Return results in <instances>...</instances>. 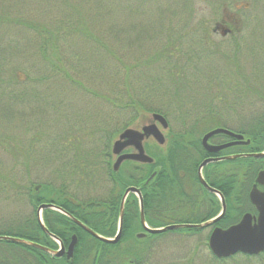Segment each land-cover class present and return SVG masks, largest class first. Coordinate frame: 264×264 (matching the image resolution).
I'll use <instances>...</instances> for the list:
<instances>
[{"label":"rangeland","instance_id":"rangeland-1","mask_svg":"<svg viewBox=\"0 0 264 264\" xmlns=\"http://www.w3.org/2000/svg\"><path fill=\"white\" fill-rule=\"evenodd\" d=\"M246 3L238 37L207 40L204 30L235 12L231 0H0V220L31 209L5 189L52 181L73 157L100 160L131 100L167 114L165 138L208 110L211 126L239 129L236 83L250 76L261 91L253 103L264 99V0ZM152 239L146 264L209 263L203 240Z\"/></svg>","mask_w":264,"mask_h":264},{"label":"flooded vegetation","instance_id":"flooded-vegetation-1","mask_svg":"<svg viewBox=\"0 0 264 264\" xmlns=\"http://www.w3.org/2000/svg\"><path fill=\"white\" fill-rule=\"evenodd\" d=\"M240 1L231 0L236 8L227 20L215 21L208 32L204 30L203 36L207 40L211 35L229 37L230 40L239 36L243 26L242 15L248 9V4L241 6ZM240 74L242 75L241 72ZM242 79L244 80L236 83L237 95L234 99L235 106L232 108L234 111L239 109L243 112L242 117L237 119L242 129H232L225 124L223 127L234 134L242 135L240 141H248L246 144L236 143L237 139L234 136L216 135L209 139V144L229 145L216 152L206 151L204 155L187 150L184 153L185 165L180 168L171 166L134 168L135 172L144 173L143 176H138L143 184L134 185L137 192L129 193L125 202L130 194L134 195L131 198L132 219L137 221L141 227V230L135 232L134 235L144 233L139 240L149 242L147 247L137 248L142 254L144 264L153 256V248L150 245L153 234L145 231L141 218L149 228H154L149 225L154 222L184 224L182 228L170 231H180L185 238L203 240L210 254L208 264H264V249L257 253L237 251L228 256L217 257L208 245L209 238L216 229H228L239 223L243 217H248L252 225L258 222L260 215L264 219V203L258 207L250 196L258 171L264 167L260 168L253 179L248 182L246 176L248 170L241 168L237 162L238 159L246 158L244 154L250 152L243 151V149L251 144L253 138H257L246 136V133H251L253 127L264 126V99L256 97L257 101L253 103V94H260L261 91L253 87L250 76H243ZM194 122L198 120L193 119L188 123ZM200 146L204 149L201 138ZM261 151H264V148ZM233 155L239 156L235 159H227ZM206 159L210 161L200 167ZM153 162L152 158L151 163ZM71 171L60 164L56 168L57 173L52 181L28 183L21 185L19 189L4 190L14 191L12 196H18V200L29 205L31 209L27 214L13 215L7 220H0V264H124L125 249L122 229L117 241L109 243L94 237L75 222L78 220L86 225L87 220L100 221L103 228L108 230V222L113 219L115 213L114 203L117 197L115 185L108 182L105 170L99 179L102 180L101 183L95 184L73 182L70 177ZM159 172H165V174H159ZM238 173L241 182H237ZM148 182V189L145 190L143 185ZM93 188L98 189L93 192ZM125 189L119 200L117 220ZM255 189L256 193L264 196V184L257 183ZM31 195H35L36 204L34 206L30 205ZM81 201L88 202L82 204ZM206 222L210 223L204 225ZM117 227L118 223L115 233L106 238H113ZM77 234H89L104 244L89 249L85 263L81 261V256V258L76 256ZM73 236L76 237V243L72 255L67 257V249ZM2 237L24 239L40 247ZM51 251H62V254L56 257ZM82 251L83 248H80L78 252ZM128 262V264H134L130 260Z\"/></svg>","mask_w":264,"mask_h":264},{"label":"trees","instance_id":"trees-1","mask_svg":"<svg viewBox=\"0 0 264 264\" xmlns=\"http://www.w3.org/2000/svg\"><path fill=\"white\" fill-rule=\"evenodd\" d=\"M172 81L176 83V89L178 88L179 80L178 78H172ZM123 109L125 112L126 118L121 124V126H117V128L109 134V143L113 137L117 136L123 129L132 125L137 116L138 112H160L162 111L159 109H151L147 105L145 106L143 103H139L138 101L131 100L129 103L123 105ZM180 114L184 119L190 118L192 113L191 112H182ZM166 116V113H163ZM194 120H198V122L194 123H180L176 130L169 129L166 134L165 143L160 146L156 143L149 144L144 143V148L147 154H149L154 162L153 163H137L130 160L123 161L119 167L117 172H113L111 169V153L108 148V151L101 150L100 160L96 159L95 157H73L70 161H66L63 165L68 167L72 171L70 172V177L73 182L76 183H92L95 184L100 182L99 179L103 176L104 173L107 175L108 182L113 183L115 185V191L117 193V197L115 199L114 207L115 213L114 217L111 221L108 222L109 229L105 230L103 228V224L100 221L95 220H87L86 225L94 230L96 233L108 237L112 236L116 230L117 224V212H118V205L121 194L123 190L128 186H134L137 183L143 184L142 181L138 179L139 175H144V173H137L134 171L136 167H177L180 168L184 166V153L189 151L197 152L201 155L206 154V151L200 146V138L201 136L208 130L214 128L215 126H211L209 123L214 122L217 120L215 113L208 110L205 112L204 117H193ZM205 119L204 122L206 124H200V120ZM223 126V125H220ZM242 129V128H239ZM253 131L250 133H246V136H253L257 138H253L251 144L244 148L243 151L248 152H260L264 148V126H257L252 128ZM110 144H108V147ZM76 156V155H75ZM263 159H255V158H245V159H238V165L241 168H246L247 172V181L250 182L255 173L264 167ZM69 174V173H67ZM159 174H165V172H159ZM4 177V176H3ZM6 178V177H4ZM237 182H241L239 179V173L237 175ZM34 183V182H30ZM149 182L143 185L145 190L148 189ZM1 190V189H0ZM134 195L130 194L129 198L125 202L124 206V213L122 218V236L124 240V249H125V262L124 264H128L129 260L134 262V264H144L142 260L141 252H138L137 248L141 249L147 247L149 245L148 240H139L135 238L134 233L138 230H141L140 224L137 221L132 219L133 213V206H132V199ZM95 201V200H93ZM88 201H81L82 204H85ZM101 203V202H100ZM36 204L35 195L30 196V205L34 206ZM168 223L164 222H154L149 223L151 227H161ZM89 240V241H88ZM104 244L98 241L96 238L89 234H77V244L76 248L79 251L80 248H83L82 252H76V256L81 258L83 263L86 262V259L89 255V251L91 248L100 247ZM90 249V250H89ZM81 256V257H80Z\"/></svg>","mask_w":264,"mask_h":264},{"label":"water","instance_id":"water-1","mask_svg":"<svg viewBox=\"0 0 264 264\" xmlns=\"http://www.w3.org/2000/svg\"><path fill=\"white\" fill-rule=\"evenodd\" d=\"M152 119H153L152 123L143 125L139 130L128 127L118 134V137L113 141L111 145V153L116 156L115 160L112 163V169L114 172L118 171L120 164L124 160H132L142 163H149L152 161L151 157L148 156L144 151L143 140L151 137L158 145H163L165 142V137L161 132L160 128L164 130L168 127V123L166 119L161 114L152 113ZM217 134H226V135L234 136L237 139L236 143L246 144L248 142V141H244V142L240 141V139L242 138L241 135L234 134L225 128L217 127L206 132L201 138V143L207 152H216L219 149L225 147L226 145H229V144H225V145L215 146L209 144L208 139ZM127 148H132L133 151L124 152V150ZM236 156L237 155H234L228 157L227 159H233ZM245 156L253 157V158H261L264 157V152L245 154ZM209 161L210 159L204 160L200 164V167H202ZM257 183L264 184V169L258 172L254 187L250 194L252 201L255 202L259 207L262 206L264 203V196L260 195L259 193H256L255 187ZM204 184L207 186L205 182ZM129 192H137V189L133 186H130L126 188L122 196L119 207L118 228L116 235L113 237V239L105 238L103 236L98 235L97 233H95L90 228L83 225L78 220H75V222L78 225L82 226L86 231H88L94 237L105 242L115 243L121 234L123 204L125 197ZM207 223L210 222H206L204 225H207ZM141 224L147 233H161L166 230H172L184 226V224H171L164 226L163 228L160 229H155V228L152 229L146 226L143 218H141ZM143 235L144 233H140L137 234L136 237L141 238ZM2 238L10 239L12 241L20 242L33 247H40L35 243L25 241L19 238H13V237H2ZM75 243H76V237L73 236L67 249V257H70L72 255V250ZM208 245L212 253L217 257L228 256L237 251H241L244 253H257L264 249V219L260 215L258 218V222L252 225L248 217H243L239 223L229 227L228 229L225 230L216 229L209 238ZM51 252L52 255L56 257L62 254V251H51Z\"/></svg>","mask_w":264,"mask_h":264}]
</instances>
